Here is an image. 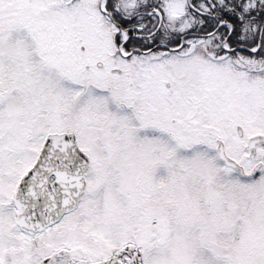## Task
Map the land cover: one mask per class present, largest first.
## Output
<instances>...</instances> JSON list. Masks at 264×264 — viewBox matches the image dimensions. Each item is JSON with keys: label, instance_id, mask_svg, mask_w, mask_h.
<instances>
[{"label": "snow or ice", "instance_id": "6c2138e0", "mask_svg": "<svg viewBox=\"0 0 264 264\" xmlns=\"http://www.w3.org/2000/svg\"><path fill=\"white\" fill-rule=\"evenodd\" d=\"M0 264H264V0H0Z\"/></svg>", "mask_w": 264, "mask_h": 264}]
</instances>
